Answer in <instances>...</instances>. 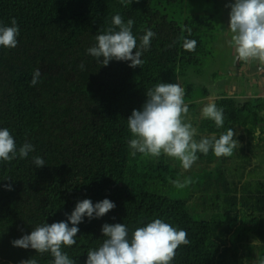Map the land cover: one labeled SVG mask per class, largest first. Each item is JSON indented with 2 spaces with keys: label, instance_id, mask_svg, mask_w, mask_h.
<instances>
[{
  "label": "trees",
  "instance_id": "16d2710c",
  "mask_svg": "<svg viewBox=\"0 0 264 264\" xmlns=\"http://www.w3.org/2000/svg\"><path fill=\"white\" fill-rule=\"evenodd\" d=\"M187 3L0 0V24L10 26L15 18L20 30L17 47L0 46V128L9 129L17 149L26 141L34 145L27 158L0 161V264H53L50 253L11 242L42 223L65 221L71 227L65 214L78 201L95 204L105 198L115 208L91 220L85 215L77 225L76 243L62 246L75 264H86L87 252L102 244L103 224L124 223L131 237L137 227L156 218L188 234L190 244L176 250L171 264H264V175L254 177L262 168L249 154L255 142L264 140V98L242 102L221 94L206 101L224 110L223 126L217 128L208 119V133L219 138L232 129L237 147L230 157H216L211 150L202 154L201 160L214 166L199 163L188 171L208 168V173L201 172L206 184L190 199L161 193L163 184L180 178L179 165H172L170 157L133 155L128 146L134 137L127 118L133 109H142L148 89L180 83L189 109L198 97L186 77L218 41L210 12L218 13L219 6L196 11ZM116 14L125 23L134 21L137 43L146 29L156 33L142 54V67L117 60L104 66L86 51L98 34L114 28ZM185 38L197 41L194 52L183 48ZM36 69L40 82L30 86ZM200 92L199 97H210L208 88ZM34 156L46 164L36 167Z\"/></svg>",
  "mask_w": 264,
  "mask_h": 264
},
{
  "label": "clouds",
  "instance_id": "9594fccd",
  "mask_svg": "<svg viewBox=\"0 0 264 264\" xmlns=\"http://www.w3.org/2000/svg\"><path fill=\"white\" fill-rule=\"evenodd\" d=\"M227 6L231 9L228 27L231 38L227 43L234 48L237 60L246 64L258 62L264 65V0H234V3ZM133 24L132 19L125 23L121 15H114V28L98 34L96 43L86 50L87 53L104 66L117 60L130 61L129 66L132 68L142 67V54L150 48L151 39L156 33L146 29L137 43V37L132 32ZM19 31L15 18L11 20L10 26L0 24V46L8 49L17 47ZM196 44V40L185 38L182 46L186 51L194 52ZM80 68H84L83 63ZM260 72L264 75L263 68ZM40 77V70H34L30 86L37 85ZM146 95L142 109H133L127 118L128 129L134 137L128 141L133 155L141 153L159 158L164 154L179 160L181 166L188 170L198 160V153L207 155L211 150L216 157H230L233 154L237 142L232 129L222 133L219 138L212 136L194 139L196 129L184 120L189 107L185 103V91L180 83H158L148 89ZM203 116L213 120L217 128L224 124V110L214 103H208L203 108ZM33 151L34 145L27 141L17 149L9 129L0 128V161L10 162L17 157L24 159ZM32 162L36 167L46 164L41 156H34ZM173 184L177 188L185 186L180 181H173ZM4 187L12 190L11 184ZM114 208V202L107 198L95 204L90 199H83L77 202L70 215L65 214L71 227L65 221L42 223L30 234L14 239L11 243L14 247L31 248L40 254L50 253L54 258L53 264H75L61 250L62 246L71 247L76 243L75 237L80 231L77 225L85 215L91 220L106 215ZM102 233L105 239L98 248L87 252L86 264H171L176 250L190 244L186 230L177 229L160 218L137 227L131 237L124 223H105Z\"/></svg>",
  "mask_w": 264,
  "mask_h": 264
},
{
  "label": "rangeland",
  "instance_id": "374dc122",
  "mask_svg": "<svg viewBox=\"0 0 264 264\" xmlns=\"http://www.w3.org/2000/svg\"><path fill=\"white\" fill-rule=\"evenodd\" d=\"M231 3H234V0H232ZM187 4L191 9H195L196 11H205L204 7H208L209 11H215L217 5L219 6L220 10L222 7L225 9V6L227 3L224 0H188ZM216 14L219 16V12ZM218 16H216L217 17L216 27L218 31L220 32L221 29L223 28V23L218 22ZM228 30H225L224 31L225 34H223V36L221 37L218 34H215L213 36L215 40L216 39L220 40V42L218 41V43L216 44V41H215L211 43L210 46H208L207 49L211 53L210 56H207L205 58L201 66L196 67L197 70L195 69V70L188 71V76L186 77L187 82H189L190 84L192 83L194 85V91H195L194 94L198 96L195 98L194 106L189 109L187 115L184 117L185 122H190L193 128L196 129V136L194 137V139L196 140H199L202 137H210V136L212 137V135L208 133L207 131L208 130L207 129L208 118H205L203 116L202 108L205 105H207L206 101L209 100L210 97L217 98L220 93L222 94V92L225 93V91H227L224 82L227 81V79H229L231 75H234L232 74V72H228V69L226 68V62L229 61L228 60L229 58H231L229 54L230 52L229 44L227 43V41L231 38ZM218 31L216 33H219ZM219 34H222V33H219ZM218 46L220 48V54L222 55L224 60L220 62H215L214 59L211 58V56L217 53ZM224 54H227V56ZM232 77L237 78L236 81L238 80L242 81V78H238L237 75H234ZM237 85L241 87V83ZM203 87H206L210 90V95H209L210 97L205 98V99H203L204 98L203 96H202L203 98L199 97V93H201L200 91H201V88ZM241 93L242 91L240 90L239 94L241 95ZM203 101L205 102L203 103ZM211 102H214V101L212 100ZM201 126H204V127H201ZM259 131L260 130H258V132ZM263 138H264V135H263ZM249 154L253 157L252 158L253 164L255 166L257 165V168H258V165H260L262 168L261 174L254 175V177L259 178L260 175H264V140L261 144L259 142L258 143L255 142ZM197 155H198V160L196 161L195 166L193 164L192 167L188 170H185L181 166L179 160L170 157V161L172 165L174 166L179 165L178 171L180 172V178H178L176 181H180L181 183H184L185 186L182 188H177L173 184V181L175 180L170 179L167 184H163V186L161 187L160 189L161 193L172 196V197H179V198L187 200V199L192 198L194 194H197L194 192H199L197 188L201 185L206 184V182H204L203 180L204 174H201V172L206 171V173H208L207 172L208 168L205 170L204 165H202L199 169L200 172L196 170L194 172H188V171L194 169V167L197 168L199 163L208 164V162L206 160H203V161L201 160L202 153H198ZM166 157L169 158L168 156ZM232 159L235 162L236 157L234 156ZM210 165L214 166L213 164H208L209 167H211ZM229 165H232V163L230 162ZM254 165L249 164L248 168H252ZM216 174L217 172L213 171L211 173V176H213L215 179ZM181 176H183L184 178H182ZM208 198L210 200L211 197H208ZM192 206L195 207L197 206V204L194 203V205Z\"/></svg>",
  "mask_w": 264,
  "mask_h": 264
},
{
  "label": "crops",
  "instance_id": "0c3cea01",
  "mask_svg": "<svg viewBox=\"0 0 264 264\" xmlns=\"http://www.w3.org/2000/svg\"><path fill=\"white\" fill-rule=\"evenodd\" d=\"M226 1V6L225 9L222 7L221 10L219 9V16H218V22L223 23V28L219 33H216V13L214 14L213 12H210V19L214 20V23H212V28L215 32V34H218L220 37L225 34V30H228L229 28V20L230 16L229 13L231 11L230 7L227 5L231 4L232 0H224ZM230 33V30H228ZM231 36V33H230ZM220 42V40H218ZM216 42V44L218 43ZM215 44V45H216ZM217 48V47H216ZM229 54L231 58H229L226 62V68L228 69V72H232V74L237 75L238 78H242V81H236L237 78L232 77L234 75H231L227 81L224 82L226 86L225 93L222 92V94H225L226 96L232 97V98H237L241 100L242 102L244 101H249L253 100L256 97H262L264 98V75H261L260 69H264V65L259 64L258 62H253L251 64H246L242 61L237 60L236 58V53L234 48L229 46ZM216 56L214 57L215 62H220L224 60L222 55L220 54V48L218 46L217 48V53L215 54ZM227 56V54H224ZM226 72V70H225ZM241 83V87L238 86L237 84ZM240 90L242 91L241 95L239 94ZM221 96V93L218 95V97ZM215 99V97H210L209 100L210 102Z\"/></svg>",
  "mask_w": 264,
  "mask_h": 264
},
{
  "label": "water",
  "instance_id": "95a60500",
  "mask_svg": "<svg viewBox=\"0 0 264 264\" xmlns=\"http://www.w3.org/2000/svg\"><path fill=\"white\" fill-rule=\"evenodd\" d=\"M260 126H264V122H261V123H260Z\"/></svg>",
  "mask_w": 264,
  "mask_h": 264
}]
</instances>
